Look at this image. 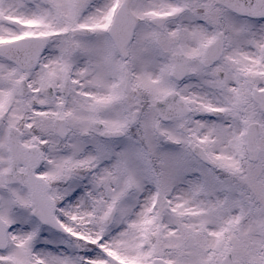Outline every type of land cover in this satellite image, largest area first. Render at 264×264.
<instances>
[{
  "label": "snow or ice",
  "instance_id": "6c2138e0",
  "mask_svg": "<svg viewBox=\"0 0 264 264\" xmlns=\"http://www.w3.org/2000/svg\"><path fill=\"white\" fill-rule=\"evenodd\" d=\"M0 264H264V0H0Z\"/></svg>",
  "mask_w": 264,
  "mask_h": 264
}]
</instances>
